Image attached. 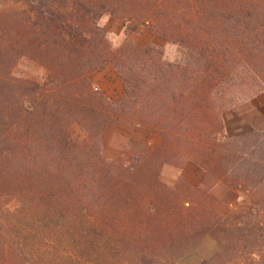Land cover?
<instances>
[{"label": "trees", "instance_id": "obj_1", "mask_svg": "<svg viewBox=\"0 0 264 264\" xmlns=\"http://www.w3.org/2000/svg\"><path fill=\"white\" fill-rule=\"evenodd\" d=\"M104 14L178 57L113 47ZM22 56L47 68L43 84L12 75ZM107 65L124 86L118 101L90 78ZM263 90L264 0H3L0 264H179L207 234L222 246L200 264H264V131L230 134L224 118ZM121 120L160 144L108 161L104 131ZM189 160L204 170L199 185L161 179L164 164ZM219 182L251 186L252 205L231 213L212 192Z\"/></svg>", "mask_w": 264, "mask_h": 264}, {"label": "rangeland", "instance_id": "obj_2", "mask_svg": "<svg viewBox=\"0 0 264 264\" xmlns=\"http://www.w3.org/2000/svg\"><path fill=\"white\" fill-rule=\"evenodd\" d=\"M1 3H3V0H0V6ZM99 23L107 30L108 39L113 47H118L124 41L130 40L140 48H146L148 46L157 47L158 49H160L161 53L163 54V58L166 61H173L179 55V49L175 44L166 41L160 36L155 35L144 27H140L136 31L127 32L126 21L123 18L110 14H104L99 19ZM93 72L90 73V78ZM48 74L49 72L45 66L31 60L27 56L19 57L12 70V75L14 77L34 80L40 84H43L47 80ZM91 81L93 82L92 78ZM124 93L125 90L123 94L118 98H108L112 101H118L123 97ZM263 102L264 90L256 93L248 100L237 104L231 110H228L224 114L228 133L244 134L253 131L252 125L245 122L244 120V116L249 117L250 115H245L243 114L244 112L242 113L241 111L243 107H261V103ZM250 111H252L251 113H254L256 110L252 109ZM249 119L250 118H248V120ZM71 131L74 134L82 136V131L78 125H73L71 127ZM103 137L104 156L108 161H114L121 157L124 149L127 148L131 143L143 142L150 143L152 146H157L162 140V137L158 133L152 132L148 128L140 124L131 123L128 120H121L118 123L107 127L104 131ZM248 137L251 136L247 135V137L245 138ZM236 139L242 140L243 138L238 137ZM191 163L198 164L195 160H189L182 166L170 163L164 164L161 170V179L170 186H174L182 176L188 179H190L189 177H193L194 183L199 185V181L197 182V180L203 178L204 170L201 166V171L197 167L195 168V166H190L189 164ZM237 170L245 171L241 167H238ZM249 187L250 190L244 192L240 190H233L231 188H228L225 184L219 182L218 184L214 185V187L212 188V192L217 198L221 199L222 201H227L228 208L231 213H233L238 212L242 204L244 205L245 202L248 201V204H251L250 201L253 199L254 190L251 188V186ZM262 234L264 235V230H262ZM221 246V242H219L212 235L207 234L202 237L199 242L195 246H193L185 255H183L178 260V262L179 264H200L202 261L209 259L215 253H217L221 249Z\"/></svg>", "mask_w": 264, "mask_h": 264}, {"label": "crops", "instance_id": "obj_3", "mask_svg": "<svg viewBox=\"0 0 264 264\" xmlns=\"http://www.w3.org/2000/svg\"><path fill=\"white\" fill-rule=\"evenodd\" d=\"M91 78L95 84V87L103 91L104 94L109 98H118L124 92L123 83L121 79L119 78L117 72L111 65H107L97 71H94L93 74L91 75ZM261 104H262L261 107L260 106L259 107L258 106L243 107L241 111L242 113L244 112L243 114L245 115L247 114L250 115L249 117L244 116L245 118L244 120L245 122L252 125L253 130L264 131V102ZM252 109L256 111L254 113H251L252 111L250 110ZM248 118L250 119L248 120ZM189 165L195 166V168L197 167L199 170L201 169L199 164L191 163ZM189 178H190L189 180L193 184L198 185L194 183L193 177H189ZM201 181H202V178L200 180H197L199 184L201 183Z\"/></svg>", "mask_w": 264, "mask_h": 264}]
</instances>
